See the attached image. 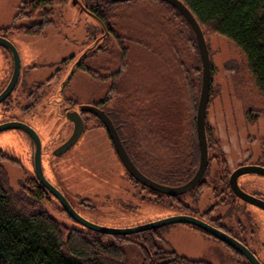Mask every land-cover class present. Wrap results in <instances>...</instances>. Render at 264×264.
I'll return each mask as SVG.
<instances>
[{
    "label": "rangeland",
    "instance_id": "obj_1",
    "mask_svg": "<svg viewBox=\"0 0 264 264\" xmlns=\"http://www.w3.org/2000/svg\"><path fill=\"white\" fill-rule=\"evenodd\" d=\"M29 2L0 0V29L13 24L14 27L30 26L32 18L26 17L32 10ZM86 3L87 0H81L82 6ZM82 6L73 5L72 0L55 6L50 20H45L43 30L37 35L9 30L8 38L20 54L21 73L11 95L0 103V121L14 116L24 118L20 120L37 131L42 140L44 174L50 176L73 206L91 221L123 228L182 214L184 210L179 206L152 201L146 190L140 199L138 187L128 174L127 177L123 174L118 156L101 128L86 126L70 151L58 157L52 153L67 132L66 128L68 133L71 131L68 124L61 127L63 120L57 119L59 110L54 101L61 97L58 88L84 52L88 57L65 86L61 97L65 103L61 107L70 104L73 108L75 104L104 101L103 107L114 119L127 121L123 133L129 151L144 157L149 156L146 155L150 154L148 149L155 148L156 138L153 134L149 136L150 128L145 126L143 150L138 148V119H148L146 123L164 119L166 123L170 122L165 125L167 131L186 132L188 136L196 130L194 120L202 85V64L197 43L186 22L164 4H151L153 7L150 8L140 2L126 4L118 8L120 17L114 16L111 22V29L122 37L121 44L112 31L103 34L98 19ZM19 8L25 16L14 23ZM131 33L134 38H130ZM204 35L212 66L206 114L211 179L222 164H229L232 171L245 162L249 152L253 154V160L261 159L264 94L256 86L241 50L233 42L218 34ZM124 47L130 60L121 71ZM13 65L12 54L0 45V91L11 78ZM133 88L138 89L137 96L128 94ZM33 114L38 116L37 119H25ZM91 136L95 150L91 146ZM163 138L161 142L166 144V136ZM183 143H189L187 137ZM0 149L14 157L6 161L14 188L22 181L36 177L32 164L34 147L23 131L8 129L0 132ZM159 176L167 177L164 172ZM240 183L250 191L264 190V178L261 177L244 176ZM93 189L99 194L95 196ZM123 189L126 192L120 200L112 198ZM187 199L188 195H182L181 200ZM43 201L49 213L70 226L81 228L68 217L55 196L46 194ZM256 215L260 225L251 241L264 262V213ZM161 235L164 246L192 259L211 264H250L235 251L184 223L164 226Z\"/></svg>",
    "mask_w": 264,
    "mask_h": 264
},
{
    "label": "trees",
    "instance_id": "obj_2",
    "mask_svg": "<svg viewBox=\"0 0 264 264\" xmlns=\"http://www.w3.org/2000/svg\"><path fill=\"white\" fill-rule=\"evenodd\" d=\"M66 1L30 0L32 10L26 17H31L33 23L18 27L13 24L11 27L1 28L0 33L16 29L37 35L43 30L45 20L50 18L53 8ZM182 1L196 16L204 34L224 36L241 50L256 86L264 94V0ZM132 2L147 4L148 8L153 7L151 4L169 6L186 22L197 43L184 16L163 0H87L84 6L98 19L106 35L112 31L117 41L123 44L121 35L111 29V22L114 16L120 17L118 8ZM21 11L23 10L19 8L14 23L25 16ZM132 34L130 38H134ZM196 46L198 48L197 44ZM127 52L124 47L121 71L129 64L130 55ZM87 70L90 71L89 68ZM128 94L137 96L138 89L133 88ZM129 153L133 161L141 166L136 155L130 151ZM7 160L13 159L0 149V264H211L206 260L181 255L164 246L161 235L163 227L120 235L97 232L85 226L77 228L68 225L45 210L43 200L46 193L37 177L22 181L18 188L13 187L6 167ZM143 171L157 177L160 182L172 183L168 177L160 178L150 167H144ZM130 178L134 181L133 177ZM147 194L154 202H167L185 210L180 195L173 198L152 190Z\"/></svg>",
    "mask_w": 264,
    "mask_h": 264
},
{
    "label": "flooded vegetation",
    "instance_id": "obj_3",
    "mask_svg": "<svg viewBox=\"0 0 264 264\" xmlns=\"http://www.w3.org/2000/svg\"><path fill=\"white\" fill-rule=\"evenodd\" d=\"M101 30L104 34L105 31H104L103 27ZM8 34H9V31L0 33L1 36H4L6 38H8ZM101 36H103V35H101ZM85 53L86 52L81 54V56L77 59V61L73 64V66L71 67L69 72L66 74L65 78L61 80L60 86L58 88V90H59L58 96L62 97V95L64 94L63 91L65 89V86L67 85V83L72 78L75 70L78 69V67L80 68L81 66H83L84 61L88 57V54L87 53L85 54ZM84 56H85V58H84ZM72 59H73V57H72ZM17 84H18V82H17ZM2 90L0 92H2ZM61 97H59L58 99L56 98L57 101H54V105L59 110L57 119L63 120V122L61 123L62 125H60L61 127H64L68 124L70 127L69 130H71V131H70V133H68V127L66 128L67 132L63 136V139L60 141L58 146L63 144L73 133V131L75 129V121L73 119L69 118L68 113H70L71 111L77 110L80 112V115L82 117L83 129H82V132H81L78 140L67 151H70L78 143V141L80 140L81 136L83 135V133L85 131L86 126L88 128H91V129H95V128L100 129L101 128V129L105 130V133L107 134L108 139H109L110 143L112 144V146H113V148H114V150L118 156V159L121 163L120 166H122V168L124 169L123 174L126 177H127V174L129 177H133L129 173V171L126 168V166L124 165V163L122 162L121 158L119 157L117 150L115 148L114 142L112 140V137H111L105 123L102 121V119L97 117L92 112L81 111L80 107L82 104H75V105H73V108H71L70 104H67L66 106L61 107V105H63L65 103V101ZM6 100L7 99H5L4 101H6ZM198 103H199V100H198ZM94 105H97L101 109L105 110V112L110 116V118H111V120H112V122H113L119 136H120L122 143L124 144L127 152L129 153L128 146H127L128 141H127V139L123 133L125 126L127 127V121H123L121 119H120L121 121L118 119H114L110 115L109 111H106V109L103 107L104 101H102V102L100 101L98 104L95 103ZM76 106H78V107L76 108ZM197 108H198V104H197ZM25 111H27V113L30 112V110H25ZM196 116H197V112H196ZM27 117L28 118H25V119H37L36 117H38V116L30 115ZM4 119H7V120H2V121H0V123L6 122V121H11V120L22 121L20 119H24V118H18V117L14 116L12 118H4ZM146 121H143V119H138V123H137V125H138L137 130L138 131H137V133L139 134V137H140V143L138 145V148L143 150V147H141V146L143 144V138L145 136V135L142 136L145 126H148L150 128L149 136L153 134L154 137L156 138V146L154 149L152 147V150H149L150 154H146V155H149L147 157H144V155L140 156L136 153L137 161L139 164H141V166H139V165H137V163L134 162L136 164V166L146 176H148L149 178H151L157 182H160V181H158L157 177H153L149 174H146L143 171V168L144 167H150L151 170L155 171V174H157L158 176L160 175V172L163 173V171L164 172L167 171L166 175L169 178V182H172V183L160 182L163 184L172 185V186H179V185H183L186 182L190 181L195 176V174L197 173V171L200 167V164H201V148H200V140H199L196 117L194 120L195 125H196V128H195L196 130L194 132L192 131L191 133H189V136H188V133H186V132L179 133L176 131H172V129H169L167 131L165 125L168 123L170 124V122L168 121V123H166L167 121H165L164 119H154L153 121L150 120V122L149 121L147 122L148 124L146 123ZM22 122H24V121H22ZM21 131L24 132V134L32 142L33 147H34V142L31 138V136L27 132H25L24 130H21ZM167 134H168V137H167ZM92 136H91V146H92V149L95 150L94 149V146H95L94 138ZM164 136H166V141H167L166 144H164V142H161V141H164V138H163ZM206 136H207V127H206ZM186 137L188 138L189 143H187V144L185 143V145H184L183 141H184V138H186ZM161 138H163V140H161ZM207 142H208V137H207ZM55 149H53V151H52L53 154H54ZM34 152H35V147L33 149V162H32L33 168H34V173H35ZM66 152H64L63 154H65ZM220 152L221 151H219V153ZM63 154L58 155V156H62ZM129 155H130V153H129ZM8 156L11 157L12 159L14 158L12 155H8ZM43 156L44 155L42 154V167H43V171L45 172L46 170H45V164L43 161ZM55 156H57V155H55ZM130 157H131V155H130ZM244 160H245V162L239 163L232 171H230V169H229V167H230L229 164H227V165L222 164V166L215 171L214 177H212L210 179L209 178L210 175L208 173L209 162H210V153H209V144H208V165H207V168L205 170V173L203 174L202 178L200 179V181L197 183V185L193 189L189 190L188 192H186L184 194H181L180 196L188 195V198H189V199L184 200V201L182 200L183 205L185 206L184 214H188V215H192L194 217H197V218L207 222L208 224H210V225H212L218 229H221L222 231L226 232L227 234L233 236L234 238H236L237 240L242 242L245 246H247L258 257V259L264 264V262L261 260V258L259 256L258 252L253 248L252 241H251L252 240L251 238L255 235V233L257 232V228H259V225H260V223H258V221H257V215L256 214L263 215L264 208H262L261 206L255 205L251 202H248V201L242 199L241 197H239L235 193V191L233 190V187L231 185L232 174L234 173L235 170H237L239 168L249 167V166H261L264 168V150L262 151L261 159H254L253 160V154L249 152L248 155L244 158ZM95 166L96 165H94V167ZM160 166H162V168H163L162 170L160 169ZM104 170H105V168H104ZM35 175H36V173H35ZM244 176H255V177L264 178V174L257 173V172H247V173L241 174L237 178V182H238L239 186L245 192H247V193H249V194H251V195H253L259 199L264 200V190L263 189H257L255 191H250V190L246 189L240 183V179ZM46 178L59 189V187L54 183L52 178L50 176H48L47 174H46ZM133 179L135 182V186L138 187L137 194H138V196H140V199H142V197H143V190L144 189L147 191V193L149 190L156 192L155 190L150 189L149 187L145 186L143 183L138 181L136 178L133 177ZM209 180H211V181H209ZM211 184L213 186H209ZM42 187H43V189L47 195L52 194L51 192H48L47 190H45L43 185H42ZM59 190H61V189H59ZM92 191L94 192L93 194L95 196L97 194H99V192L94 191V189ZM124 191L126 192V189H123V191L120 190L121 193L119 195L112 196V198H114L115 200H118V199L120 200ZM63 194L65 195L64 192H63ZM107 194H108V192H106V194H105L108 197ZM53 196H55V195H53ZM171 196L173 198H176L178 195H171ZM173 203L175 204L176 202H173ZM72 206H73V204H72ZM251 207H252V209H251ZM63 209H64V207H63ZM76 210L81 215L86 217L79 209H76ZM254 210L258 211V212L256 213ZM64 212L68 215V217L72 221H74V223L76 225H78L80 227L83 226V225L77 223L67 213V211L65 209H64ZM86 218H88V217H86ZM187 225H189L191 228H194L195 230L200 231L203 234H206L208 237H211L212 239L217 240L218 242L222 243L225 247H228L231 250L235 251L242 258H245L247 260V262L252 264L245 255H243L240 251H238L237 249H235L231 245H229L226 242L216 238L215 236H213L212 234H210L206 230H203L200 227H197L193 224H187Z\"/></svg>",
    "mask_w": 264,
    "mask_h": 264
},
{
    "label": "water",
    "instance_id": "obj_4",
    "mask_svg": "<svg viewBox=\"0 0 264 264\" xmlns=\"http://www.w3.org/2000/svg\"><path fill=\"white\" fill-rule=\"evenodd\" d=\"M115 2H123V1H130V0H111ZM174 6L186 19L190 27L192 28L195 38L197 41L201 64H202V85H201V92L199 97V103L197 108V126H198V134L200 140V148H201V164L200 167L195 174V176L188 182L183 185L179 186H172L163 184L146 176L134 163L132 158L130 157L129 153L127 152L124 144L122 143L120 136L110 118V116L105 112V110L101 109L97 105H81V111H89L94 113L97 117L102 119L105 123L112 140L114 142L115 148L119 157L121 158L122 162L128 169L129 173L136 178L138 181L143 183L145 186L153 189L157 192L167 194V195H181L189 190L193 189L197 183L202 178L203 174L208 165V142L206 136V114H207V107L209 104L210 99V90L212 85V66L210 60V53L209 47L206 42V38L203 32V29L197 20L196 16L193 14L191 9L185 4L182 0H163ZM73 5H81V0H72ZM82 9L89 12L84 6ZM90 13V12H89ZM0 45L5 47L10 51L13 57V72L11 78L5 88L0 92V103H2L5 99H7L13 90L15 89L17 82L20 77L21 73V58L19 51L17 50L16 46L12 41L8 38L0 35ZM69 118L75 121V129L71 136L60 146H58L54 150L55 155H61L66 152L69 148H71L75 142L78 140L82 129H83V122L80 112L77 110L71 111L68 113ZM8 129H21L27 132L33 142L35 147L34 152V164H35V173L37 179L42 183L45 190L51 192L56 198L60 201L64 209L67 213L79 224L92 229L97 232L101 233H108V234H120V235H129L133 233H138L141 231L154 229V228H161L167 225L177 224V223H184V224H193L197 227L206 230L216 238L226 242L227 244L231 245L238 251H240L243 255H245L248 260L252 264H263L258 257L242 242L234 238L233 236L227 234L226 232L218 229L207 222L194 217L188 214H177L169 217H164L155 221H151L139 226H132V227H109L105 225H101L99 223L93 222L90 219L81 215L70 203L68 198L63 194L61 190H59L53 183H51L45 176L43 167H42V140L37 131L31 127L29 124L19 121V120H11L0 123V132L5 131ZM247 172H257L264 174V168L261 166H249L245 168H239L234 171L231 178V185L235 193L241 197L242 199L251 202L255 205L261 206L264 208V200L259 199L247 192H245L238 184L237 178L243 173Z\"/></svg>",
    "mask_w": 264,
    "mask_h": 264
}]
</instances>
